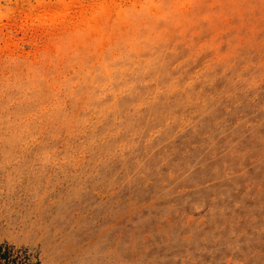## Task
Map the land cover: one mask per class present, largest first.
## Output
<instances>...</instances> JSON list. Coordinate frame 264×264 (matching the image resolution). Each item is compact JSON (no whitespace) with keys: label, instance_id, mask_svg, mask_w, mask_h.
<instances>
[{"label":"rangeland","instance_id":"374dc122","mask_svg":"<svg viewBox=\"0 0 264 264\" xmlns=\"http://www.w3.org/2000/svg\"><path fill=\"white\" fill-rule=\"evenodd\" d=\"M0 264H264V0H0Z\"/></svg>","mask_w":264,"mask_h":264}]
</instances>
